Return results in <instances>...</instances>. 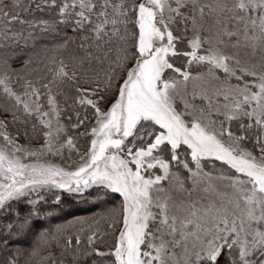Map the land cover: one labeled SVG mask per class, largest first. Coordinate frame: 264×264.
<instances>
[{"label": "snow or ice", "instance_id": "obj_1", "mask_svg": "<svg viewBox=\"0 0 264 264\" xmlns=\"http://www.w3.org/2000/svg\"><path fill=\"white\" fill-rule=\"evenodd\" d=\"M42 188L119 200L73 261L264 264V0H0V210Z\"/></svg>", "mask_w": 264, "mask_h": 264}, {"label": "trees", "instance_id": "obj_2", "mask_svg": "<svg viewBox=\"0 0 264 264\" xmlns=\"http://www.w3.org/2000/svg\"><path fill=\"white\" fill-rule=\"evenodd\" d=\"M29 2L30 0H25L26 4ZM15 11L19 12L20 9ZM26 15L27 13H21L22 17ZM39 51L40 49L37 48V52ZM13 66L20 67V64ZM18 142L29 145L27 140ZM32 144L36 143L33 141ZM56 196H60V204L55 203ZM29 200H36L38 203L33 206L28 203ZM98 203L93 196L69 194L59 189L33 192L26 198L10 202V207L0 210V264L12 257H15L17 264H51L52 260L61 259L65 264L93 262L97 264L101 258L82 257L79 261H73L71 256L62 255V245L63 238L75 231V228L71 227L73 223L92 221L94 218L106 215L109 209L119 203V200L109 198L107 203H99L97 206ZM29 223L32 228L28 230ZM99 226L101 229H106L107 223L101 220ZM84 227L87 228V225ZM58 229L61 231H57ZM41 233L47 234L46 240H41ZM26 234L28 236L31 234L32 242L19 239L27 236ZM110 240V235L105 236L106 242ZM100 247L101 250H106L107 243Z\"/></svg>", "mask_w": 264, "mask_h": 264}, {"label": "rangeland", "instance_id": "obj_3", "mask_svg": "<svg viewBox=\"0 0 264 264\" xmlns=\"http://www.w3.org/2000/svg\"><path fill=\"white\" fill-rule=\"evenodd\" d=\"M25 146L38 147V144L37 145L36 144L25 145ZM78 147L80 149V152L82 153L85 150V148L87 147V139L86 138L79 139ZM44 160H46L49 163L56 164V165H58L60 167H63L65 169H74L80 163L79 155H77L75 152H73L72 154H69L67 151L65 152L63 157L46 156L44 158ZM44 160H42L41 162H44ZM25 162H35V161L33 160V161H25ZM46 190H53V189L42 188V189H38L37 192L46 191ZM27 229L29 230L28 226H27ZM30 235L29 236L27 235V236H25L23 238L20 237L19 239H21V241H25V242L30 243L33 240V237H31ZM31 244H33V243H31ZM92 264H95V263L93 262Z\"/></svg>", "mask_w": 264, "mask_h": 264}]
</instances>
